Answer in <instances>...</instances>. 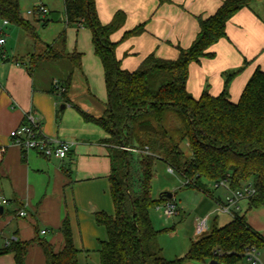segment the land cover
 Masks as SVG:
<instances>
[{
	"label": "trees",
	"instance_id": "obj_1",
	"mask_svg": "<svg viewBox=\"0 0 264 264\" xmlns=\"http://www.w3.org/2000/svg\"><path fill=\"white\" fill-rule=\"evenodd\" d=\"M162 1V0H161ZM254 0H224L211 16L198 17L199 33L188 49L178 47L176 60L147 56L133 72L123 70L115 55L116 44L111 35L120 30L125 14L117 12L103 25L96 0H64L66 23L88 28L92 33L95 55L101 61L107 103L99 118L71 103L68 92L74 71L81 68L82 54L65 52V33L48 53L31 59L28 72L35 78L39 64L66 61L65 78L52 83L49 94L60 95L63 105L70 104L89 123L101 127L107 138L111 164L108 177L114 214H94L95 222L106 231L100 242V264H241L248 261L246 252L264 248V237L247 222L245 215L234 213L230 223L214 227L206 236L193 242L188 253L167 261L158 242L150 212L156 206L173 201L161 194L158 201L151 195L153 165L156 160L178 170L186 180V188L208 193L204 180L218 183L226 180L232 191L250 186L256 194L249 198V209L264 206V72L257 68L247 82L238 102L229 93L231 81L241 72L226 75L219 96L207 91L196 99L187 90L189 67L203 59L215 57L213 47L227 37V23ZM0 19L17 25L35 36L31 23L20 12L19 0H0ZM47 19L42 20L47 26ZM143 31L139 26L125 35L128 38ZM70 64V67H69ZM64 110L59 108L57 118ZM189 144L190 160L182 151ZM1 166V164H0ZM63 246L60 250L37 237L23 242L11 241L0 255L13 254L15 264H25L29 249L37 244L43 250L46 264H79L69 219L61 225ZM208 263V264H209Z\"/></svg>",
	"mask_w": 264,
	"mask_h": 264
},
{
	"label": "crops",
	"instance_id": "obj_2",
	"mask_svg": "<svg viewBox=\"0 0 264 264\" xmlns=\"http://www.w3.org/2000/svg\"><path fill=\"white\" fill-rule=\"evenodd\" d=\"M223 2L224 0H96V5L99 19L103 25L109 24L117 12H123L125 14L123 27L111 35V41L116 44L115 55L121 64V68L133 72L150 54H155L163 59L176 60L179 57V50L177 48L188 49L198 35L199 24L197 18L200 16L207 18L213 15ZM62 4L64 22L66 23L64 0H62ZM43 6L48 9L49 14L52 11L56 12L55 10H50L45 4ZM30 16L38 17L34 21L22 17L29 21L32 27L34 26L35 36L32 37L22 31L29 38L37 39V26L40 25V27L46 30L52 24L53 20L49 19L48 16L41 18L38 14H32ZM41 19H47L50 22L44 27ZM139 26L143 27V31L140 34L124 38L127 33ZM63 33L66 32L63 31L60 33L54 38L52 43L40 41V47L34 42L35 46L33 47L35 48L33 50L27 48L25 50V56H22L20 60L8 59L6 51L2 55V58L4 59L6 57V60L3 61L2 59V63H0V149H4L5 151L0 159V169L4 161H8L10 158L8 147L12 141L10 138L11 131L23 124L25 114L30 111L38 115L41 122V131L45 136L58 138L72 144L68 157L60 161L58 159V161L62 165L70 162L71 165L76 167L75 180L68 173L65 174L62 172L63 175L68 177L67 179L65 178L66 181H63L65 185L63 194L66 203L67 201L69 202V205H66L67 215L69 214L71 220L73 219V240L76 249L79 251L78 263L84 264V260L90 257L91 250H96L99 253L100 244H95L94 237L98 235L100 242L107 239L105 229L104 232L98 233V229L94 227L95 218L92 214L98 211H103L108 215L114 214V205L110 196L108 179L111 172V164L107 147L96 141L98 136L95 138L86 136L89 137L88 139L90 141L79 140L76 142L74 140L64 139L63 137L65 136L61 135L59 131L55 132L52 130L51 127L55 121L54 117L58 107L57 97L60 95L49 94L47 91L50 90L52 83L56 84L60 79L53 78L51 85L49 82L48 85L38 86L34 77L28 72L30 60H36L37 57L35 55L39 54L42 48L48 49L52 46H57L58 39ZM3 34V29H1L0 39L5 40V43L0 45L1 50L7 45L6 39L1 36ZM226 34L227 37L220 40L213 47L214 58L203 59L199 64L191 63L189 67L187 90L196 99L202 95L206 86L209 94L219 96L224 89L226 75L242 69L231 81L229 87L230 98L232 102L236 103L240 99L247 82L255 70L259 68L264 72V0L252 1L248 8H243L233 16L227 23ZM67 45L66 38L64 47L66 53L78 52L82 54L81 68L74 71L68 92L71 103L74 104L76 102L81 91L88 97L91 103H81L79 107L83 111L99 118L103 115L106 108L107 93L103 66L99 58L95 55L92 33L86 30L77 31L74 43L69 42L68 47ZM72 45H74L73 48ZM62 63L63 61L56 63H45L42 61L39 64V68L43 64L48 68L50 64ZM102 85L105 89L104 96L100 95L102 94L100 93ZM93 93L99 94V97H104V103L100 102V99L97 101ZM68 105L70 104L64 105L63 109L60 106V109L65 111ZM66 121L67 119L62 120L60 128L61 131L63 130L62 132L65 131ZM74 124L79 125L81 130H91L81 123L79 119H75ZM12 154L16 157V165H18L20 159L25 164L31 159V153L22 155L20 159L17 153ZM36 156L44 158L37 154ZM44 159L51 161L52 158ZM6 178L0 175V193L2 192L4 184H10L9 186L12 189L10 179L7 178L8 182L6 183ZM82 181H88L89 183L81 185L79 182ZM12 197L18 208L14 212L7 211V214L16 221L26 218L28 216V210L16 196L14 190ZM7 201L9 204L10 201ZM216 202L223 203L220 199ZM59 203L62 204L60 198ZM87 203L91 206L86 207ZM0 209H2V213H0L2 216L6 211L2 207ZM21 211H25L27 216L20 217L19 212ZM66 217L68 218V216ZM245 217L248 224L264 237V229L258 228L255 223V216L253 215L250 220H248L246 214ZM61 218L62 214H60V217L58 216V220L61 221ZM42 231H46V234L48 233L45 229H42L40 233ZM89 231L92 234L91 241L87 238ZM78 235L81 236L80 239L77 237ZM10 236L7 237L3 230L0 231V242L3 241L0 250L5 248L13 240L27 242L30 239V237H26L20 232L12 233ZM52 245L56 250H60L63 242L59 247L54 244ZM0 264H15L14 255L11 253L0 255ZM25 264H46L43 250L42 253H37L30 262H27L26 257Z\"/></svg>",
	"mask_w": 264,
	"mask_h": 264
},
{
	"label": "rangeland",
	"instance_id": "obj_3",
	"mask_svg": "<svg viewBox=\"0 0 264 264\" xmlns=\"http://www.w3.org/2000/svg\"><path fill=\"white\" fill-rule=\"evenodd\" d=\"M19 3L22 16L33 21L34 19H37L38 16H30L28 12L43 6L44 4L47 5L50 10L56 11H52L51 14H48V18L53 20V22L46 30L40 27V25L37 26V39H32L29 38L17 25L11 23L5 24V22L0 19V30L3 29L4 32L1 36L7 41L5 48L2 50L0 49V63H2V55L5 54V51L7 52L8 59L20 60L22 56H25V50H27V48L30 50L35 48L33 47L35 46L34 42L37 43L38 46L40 41H48L52 43L54 38H56L63 31L66 32L65 35L68 45L69 42L74 43L77 31L80 32L82 30H86L91 32L88 28H79L76 24L69 25L64 22L62 0H19ZM73 47L74 45H72V48ZM47 53L48 49L42 48L40 53L35 56H43ZM4 60H6V57L3 61ZM67 69L68 63L66 61L62 64H50L48 68L43 64V66L38 68L35 72V82L38 86L48 85L49 82L51 85V80H53V78L60 80L65 78ZM204 91H207V86ZM100 93H102L100 94L101 96L105 95L103 85L101 86ZM93 96H95L94 98L97 99V101L100 99V102L104 103V97H99V94L96 93ZM57 103L58 112L63 103L60 96L57 97ZM81 103L89 104L91 102H89L88 97L80 91L74 105L79 107ZM54 119L55 121L51 128L55 132L59 131L61 135L65 136L63 137L64 139L74 140L76 142L79 140L90 141V139H88L89 137L95 138L98 136L96 141L100 144V141L106 138V132L101 127L93 123L86 122L72 105L67 106L61 118H57L56 113ZM63 119H67L64 132L60 129ZM75 119H79L81 123L86 125L91 130H81L79 125L74 124ZM8 148L10 151V158L8 161H4V164L0 169V175L4 178L7 177L10 179L12 189L9 186L10 184H4L2 192L0 193V201L2 198L10 201L8 205H1L0 202V207L6 211L2 216L0 215V231L3 230L7 237H11L10 235L12 233L20 232L22 235L30 237L28 241L39 237L41 240H46L47 242L59 247V245L63 242V235L61 232L62 221L65 216H68L74 239L72 225L73 219L71 220L69 214L67 215L68 211L66 208V205H69V202L67 201L66 203L63 194V191L65 190L63 181H66L65 178L67 179L68 177L63 175V173H68L71 175L72 179L75 180L76 167L71 165L70 162L62 165L59 162L60 160L58 161L56 158H52L51 161H46L44 158L37 157L33 152L30 155L31 159L25 164L20 159L22 154L18 146L14 145L11 141V145ZM181 148L186 160H190L192 154L189 144L185 141L183 142ZM12 153H17V156L20 159V162L18 161V165L15 164L16 157ZM12 158H14V160H12ZM7 178L6 183L8 182ZM79 183L81 185H85L89 182L82 181ZM203 183L206 184L208 193L194 188H186V180L180 171L175 170V172L171 173L166 163L160 160H156L154 162L153 177L151 180L152 198L158 201L161 194H172L173 201L179 212V215H176L169 220L165 218L163 206L157 208L159 206L158 205L150 212L153 226L155 230L159 232V245L161 246L163 256L167 261L171 262L184 257L188 253L193 242L208 235L214 227H223L230 223L233 219L232 214L220 213L218 208L221 203L216 202L218 199L225 202L227 197H233V193L230 190L229 185H226L227 187L225 188L223 186L216 187V183H212L207 180H204ZM245 187L246 186H243L241 189H245ZM13 190L28 210V216L24 219H18L17 221L7 214V211L14 212L18 208L12 197ZM59 198L62 204L59 203ZM90 206L91 205L89 203L86 204V207ZM238 206L239 210L236 213L239 215L246 214L248 220H250L254 215L255 223L258 228L264 229V206L249 209V200L247 198H242L239 201ZM232 211H234L233 208ZM60 214H62L61 221L58 220V216L60 217ZM92 216L94 217V214H92ZM203 221H206L205 228L201 233H198L197 226ZM94 224V227L98 229V233L104 232V228L98 226L96 222H94ZM42 229L47 230L48 233L46 235H42L40 233ZM77 237L79 239L81 238L80 235ZM87 238L89 241L92 240V234L90 231L87 234ZM2 242L3 241L0 242V247ZM94 242L96 245L100 244V237L98 235L94 237ZM38 247L39 246L37 244L32 245V248H30L27 255V262L33 260L37 253H42V250H40L41 248ZM247 253L248 252H246V254ZM258 259L260 261L258 264H264V248L258 252ZM208 263L209 261H207V264ZM84 264H100L98 251L91 250L90 257L84 260ZM187 264L202 263L190 262ZM241 264L252 263L244 260Z\"/></svg>",
	"mask_w": 264,
	"mask_h": 264
},
{
	"label": "built area",
	"instance_id": "obj_4",
	"mask_svg": "<svg viewBox=\"0 0 264 264\" xmlns=\"http://www.w3.org/2000/svg\"><path fill=\"white\" fill-rule=\"evenodd\" d=\"M28 14H38L39 17L45 18L48 16L49 11L45 6H40L33 11H29ZM5 24L8 23L5 22ZM4 43L5 40L0 39V45H3ZM10 138L12 139V143L20 148L23 156L33 152L46 159L56 158L64 160L71 152V143L58 138H50L43 134L38 115L31 111L25 114L23 124L11 131ZM4 151V149H0V159L4 154ZM169 171L173 173L171 168H169ZM226 185H229L226 180L216 183V187L223 186L226 188ZM232 193L233 197H227L226 201L219 205L218 211L220 213L234 215V213L239 210V201L242 198H247L249 200L250 197H253L256 194V191L252 187L246 186L245 189H238L236 191H232ZM0 202L1 205L8 204V201L5 198H2ZM161 206H163L164 215L167 220L178 215L177 206L173 201L162 203L157 208H160ZM232 208L234 211H232ZM19 216L26 217L27 213L25 211H21L19 212ZM205 225L206 221L199 224L197 226V232L201 233L204 230ZM41 234L45 235L46 231H42ZM247 256L248 261L252 264H258L260 262L258 259V252L256 250L248 251Z\"/></svg>",
	"mask_w": 264,
	"mask_h": 264
},
{
	"label": "water",
	"instance_id": "obj_5",
	"mask_svg": "<svg viewBox=\"0 0 264 264\" xmlns=\"http://www.w3.org/2000/svg\"><path fill=\"white\" fill-rule=\"evenodd\" d=\"M63 108H64V105L61 106V109H63ZM164 196L168 200H172L173 199V195L170 194V193H164ZM0 213H2V209H0ZM209 264H221V263H219L216 260H212Z\"/></svg>",
	"mask_w": 264,
	"mask_h": 264
}]
</instances>
